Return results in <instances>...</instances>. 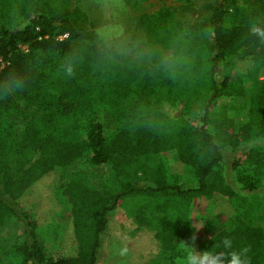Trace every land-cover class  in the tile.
Returning <instances> with one entry per match:
<instances>
[{
  "label": "trees",
  "instance_id": "16d2710c",
  "mask_svg": "<svg viewBox=\"0 0 264 264\" xmlns=\"http://www.w3.org/2000/svg\"><path fill=\"white\" fill-rule=\"evenodd\" d=\"M199 2L142 16L150 41L182 32L169 61L151 66L101 42L80 0H0V87L20 77L23 92L42 95L51 116L78 129L46 116L21 130L18 121L0 124V227L25 229L24 241L4 247L3 264H97L118 206L159 242V257L143 264L185 262L182 241L202 199L221 224L206 250L230 251L229 237L233 249L250 248L251 264H264V144L233 163L241 192L222 168L224 146L264 137V41L249 31L264 27V0ZM183 98L188 109L177 118L157 111ZM22 112L14 93L0 95V119ZM165 151L193 170L197 187L169 171ZM82 158L113 173L90 183Z\"/></svg>",
  "mask_w": 264,
  "mask_h": 264
},
{
  "label": "rangeland",
  "instance_id": "374dc122",
  "mask_svg": "<svg viewBox=\"0 0 264 264\" xmlns=\"http://www.w3.org/2000/svg\"><path fill=\"white\" fill-rule=\"evenodd\" d=\"M184 4H191L193 8H196L201 2L199 0H80V6L87 14L90 28L101 42L124 55L147 58L151 66L160 65L162 58L169 61L170 55L173 53L169 43L174 42L175 36L182 37V32L178 31L177 27H172L170 32L160 35L161 40L160 37L157 38L156 33L154 41H150L153 32L146 23L141 21L142 16L147 13H154L165 6L179 7ZM14 95L16 100L20 102V108L23 110L22 115L17 114L15 117L10 116L11 118L3 115L0 124H4L3 122L7 119L14 122L18 121L17 129L21 130L26 120L40 123L43 116H46L47 120H43L48 124L60 123L74 133L78 130L74 120L61 122V120L51 116L52 113L46 111L47 104L43 103L42 95L32 91L27 93L18 91ZM51 95L52 93L48 94L49 99H52ZM186 105L187 101L184 98L177 99L174 103L165 100L159 105L157 111L169 117L177 118L188 109ZM45 113L49 115H43ZM106 126L107 132H111L113 124L110 120ZM263 144L264 137H257L238 146L223 147L222 168L224 177L239 192H241V187L237 181L233 163L238 161L249 147ZM162 155L169 171L178 175V179L183 182L186 188L198 186V179L192 169L179 164L171 151H165ZM86 161L87 159L82 158L78 164L88 172L87 179L90 183L99 184L102 176L107 177L113 173V168L109 165L91 166ZM2 179L4 181L6 175ZM258 194L264 197V188ZM192 217L194 228L182 241V245L185 246L184 242L191 244V238L195 235L197 237L195 241L196 250H206L209 238L221 229L220 221L213 214L209 201L205 199L199 201L193 208ZM108 219L97 264H143L159 257V242L149 226L138 227L133 217L128 216L122 206H118L108 216ZM24 239L25 229L22 224L10 223L0 227V264L6 261L3 255L4 247L6 248L14 242L20 243ZM125 248L128 251L122 255L121 252ZM176 264H185V262L177 260Z\"/></svg>",
  "mask_w": 264,
  "mask_h": 264
},
{
  "label": "clouds",
  "instance_id": "9594fccd",
  "mask_svg": "<svg viewBox=\"0 0 264 264\" xmlns=\"http://www.w3.org/2000/svg\"><path fill=\"white\" fill-rule=\"evenodd\" d=\"M249 31L258 36L262 41H264V27H259L257 24L253 23ZM66 73L68 76L73 75L72 66L69 65L66 68ZM24 88V81L16 75H9L3 86L0 87V95L7 97L11 93L22 91ZM197 237L193 235L191 238L192 243L186 244L185 247L188 249L187 255L185 257V264H251V258L248 253L250 248L245 246L239 250L233 249L232 240L229 237L223 239V248L230 251H212L203 250L197 251L195 248V241ZM128 251L127 248L123 249L121 254L124 255Z\"/></svg>",
  "mask_w": 264,
  "mask_h": 264
},
{
  "label": "built area",
  "instance_id": "2783aa9c",
  "mask_svg": "<svg viewBox=\"0 0 264 264\" xmlns=\"http://www.w3.org/2000/svg\"><path fill=\"white\" fill-rule=\"evenodd\" d=\"M67 36H68V34L65 33V34L60 35L59 38H60V39H63V38H66Z\"/></svg>",
  "mask_w": 264,
  "mask_h": 264
},
{
  "label": "crops",
  "instance_id": "0c3cea01",
  "mask_svg": "<svg viewBox=\"0 0 264 264\" xmlns=\"http://www.w3.org/2000/svg\"><path fill=\"white\" fill-rule=\"evenodd\" d=\"M211 238V237H210Z\"/></svg>",
  "mask_w": 264,
  "mask_h": 264
}]
</instances>
